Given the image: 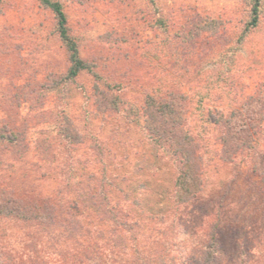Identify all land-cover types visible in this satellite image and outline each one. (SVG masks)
Wrapping results in <instances>:
<instances>
[{
	"label": "rangeland",
	"instance_id": "1",
	"mask_svg": "<svg viewBox=\"0 0 264 264\" xmlns=\"http://www.w3.org/2000/svg\"><path fill=\"white\" fill-rule=\"evenodd\" d=\"M53 1L61 4L89 69L67 78L71 56L55 13L42 0H0V124L16 122L30 146L23 161L0 169V187L15 194L28 183L48 195L60 185L55 173L64 179L74 171L67 198L78 214H95L87 185L102 166L101 153L144 214L164 209L173 170L158 157L163 150L148 138L136 108L168 92L202 158L199 208L209 205L224 220L221 246L233 254L238 237L249 251L264 250V0L255 26L251 0ZM226 120L241 125L233 141ZM35 143L52 158L44 152L38 159ZM230 144H237L235 153ZM33 163L49 170L47 176L38 178ZM72 229L92 243L110 226ZM63 230L37 231L42 240L32 248L34 229L0 220V264H33L36 249L38 258L55 263L74 240ZM63 233L64 242L54 243ZM182 239L172 251L166 247L176 264L182 262L178 251L196 242ZM254 258L240 261L254 264Z\"/></svg>",
	"mask_w": 264,
	"mask_h": 264
},
{
	"label": "trees",
	"instance_id": "2",
	"mask_svg": "<svg viewBox=\"0 0 264 264\" xmlns=\"http://www.w3.org/2000/svg\"><path fill=\"white\" fill-rule=\"evenodd\" d=\"M42 1L56 15L60 38L71 56L67 78L73 79L89 68L80 59L78 48L69 36L61 4L53 0ZM262 1L251 0L250 24L253 26L258 23ZM175 99L170 93L164 92L157 97H148L145 107L136 108V113L145 119L148 138L163 150L158 157L173 170V183L165 196L164 209L144 214L145 210L139 207L140 201L136 203L130 196V193L135 192L117 184V178L107 168L111 159L104 161L101 153L99 162L102 166L97 174L90 177L89 183L94 182L87 185L88 195L94 200L91 204L96 205L95 214L89 215L84 210L80 211L84 214H78L79 208H74L76 203L67 198L65 191L73 189L71 179L74 171H69L68 178L64 179L58 178L59 174L55 173L60 185L55 193L48 195H41L35 190V185L28 183L19 185V191L15 194L12 190L0 187V220H15L23 229H34L30 242V245L34 244L32 248L38 244L37 240H42V234H36L39 230L49 235L55 227H61L67 233L71 231L74 240L68 242L69 251L66 256L58 253L53 263L48 258H38L36 249L31 255L33 264H176L168 256L169 249L166 247L170 246L172 251L175 245L183 243L182 236L196 242L190 248H184L187 252L178 251L182 258L180 264H243L240 259L246 255L255 257L254 264H264V250L256 248V245L253 251H249L245 245H240L242 241L238 237H235V248L232 250L236 257L230 250H225L220 244L224 233L223 218L220 215L217 217L209 205L205 211L199 208V196L203 189L200 167L202 158L196 151L194 137L184 127L185 122L179 110L181 107ZM10 124H0V169L23 161L30 149L24 133L21 134L19 128L15 129L16 122ZM226 125L229 126L233 141L236 138L235 130L241 125L235 122L232 124L228 120ZM63 136L64 141L73 137L67 129ZM66 145L70 147L72 142L66 141ZM230 145L231 153H235L237 144ZM34 148L38 151V159L41 160L45 154L48 159L52 158L50 151H41L36 143ZM33 167L38 171V178H44L49 173V170L37 163H33ZM140 188L143 189V185ZM64 197L67 198L65 203L62 201ZM65 210H69L70 214ZM86 225H107L110 230L94 236L92 243L85 242L77 239L79 235L72 227ZM84 231L93 237L88 229ZM67 233L55 237L53 242L59 243L61 239L64 242ZM261 240L256 238L259 244ZM23 256L20 251V259Z\"/></svg>",
	"mask_w": 264,
	"mask_h": 264
}]
</instances>
